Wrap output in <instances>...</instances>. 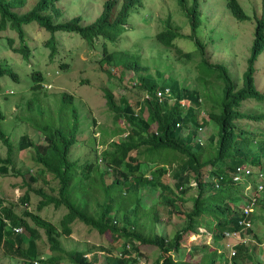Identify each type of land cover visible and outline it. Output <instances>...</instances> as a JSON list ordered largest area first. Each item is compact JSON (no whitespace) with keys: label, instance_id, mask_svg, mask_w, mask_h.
Listing matches in <instances>:
<instances>
[{"label":"trees","instance_id":"1","mask_svg":"<svg viewBox=\"0 0 264 264\" xmlns=\"http://www.w3.org/2000/svg\"><path fill=\"white\" fill-rule=\"evenodd\" d=\"M56 1L58 0H36L33 8L18 13L13 9L23 6L25 0H0V29L9 20L22 38L23 24L35 21L50 32L57 29L75 31L89 43L99 37L115 41L125 28L129 12L141 2V0H107L102 13H99L93 21L82 23V18L78 15L64 21H52L48 10H52V14L58 13V9L53 8ZM177 2L190 19L192 32L187 36L194 39L197 54L200 56L199 63L195 65L198 74L195 78L196 85L191 88L184 80L173 74L163 78L160 83L155 81L151 73L141 77L140 86L149 96L145 98L146 116L142 115V106L140 111L135 113L130 104H116L111 93L107 91L106 102L114 111V120L124 119L127 124L112 132L111 137L121 136L123 133L125 135L120 140L111 142L108 148L101 153V160L104 161L102 168L99 167L96 158L92 161L87 158L82 164L68 158L69 149L75 144L78 131L76 111L71 110L72 97L70 94L61 93L58 103L59 111L70 107L72 113L66 123H60L58 126L35 124L36 129H41L43 132L44 146L35 145L26 133H23L14 146L8 138L6 139V133L0 125V140L6 144L8 151L5 158H0V174H7L9 168H13V150L22 151L27 147H32L36 153L34 161L40 168V172L51 175L57 183L55 193H51L53 188H49L48 192L41 187L33 189L32 182H37V176L28 174L26 178L24 173L14 170L15 175L20 176L26 185L25 192L17 199L18 203L23 204V209L20 213L17 212L13 203L0 209V248L12 252L17 258L24 260V264H34L33 262L37 259L38 264H58L63 257L72 264H94L93 260L97 259L94 252L92 260L85 256L87 252H91V247L83 250H64L60 246L59 237L70 234V224L74 220L81 221L96 230L99 235L110 233L112 240L122 237L130 241L134 257L109 255L105 257L102 264H138L137 257L141 254L140 250L133 245L134 242L157 246L161 250V254L152 264H159L160 260H162L161 264H171L170 254L167 256L165 254L180 251L179 241L188 231L196 230V227L191 224L192 219L198 215H207L214 222V230H212L214 248L211 249L207 245L194 246L190 254H200L199 261L197 263L185 261L182 259L183 255H177L180 260L176 264H216L222 260L219 244H222L221 247L225 254L228 253V248L225 246L226 233L241 230L242 226L238 221L239 206L243 199L237 187L232 184L224 183L215 187L210 179L204 180L201 177V170L210 166V178L213 175H225L227 172L233 173L234 168L243 163L260 166L264 156V132L248 130L247 127L242 128L237 124V121L243 118H264L263 113H246L239 108L245 99L261 100L263 97L255 89L252 65L256 56L264 49V0H260V11L254 19L253 37L241 85L231 78L223 65L209 62L205 56V44L195 37L200 21L198 0H192V5L189 7L185 0H177ZM117 5L119 8L111 18L112 8ZM227 5L235 18L245 19L247 17L236 0H227ZM164 26L156 33L157 41L164 46L171 47L177 56L191 59L192 52H183L174 45L173 40L185 34L170 21V16L164 20ZM50 39H52L51 36L46 41L48 45ZM50 49L54 50L53 41ZM103 51L105 56L100 61L101 64L107 63L114 66L124 64L136 71L140 68V61L126 51L121 52L122 59H117V61L114 59V54L108 52L105 43ZM15 52L25 54L26 44L23 42ZM210 71L215 72L216 76L223 81L222 92L220 91L219 95L211 89L208 77ZM156 73L161 76L164 72L156 71ZM32 76L36 82L40 79L38 72L36 76L34 74ZM166 79L176 86L164 85ZM158 88L162 91L168 88L173 101L168 102L163 99L159 102L160 97L156 95ZM182 99L189 103L186 110L179 102ZM206 103H210L209 108H206ZM200 110L204 112L202 122H199ZM3 118L4 115L0 112V121ZM177 120L182 122L181 126H175ZM153 124L154 128L151 129ZM211 125L216 130L213 128L206 142L201 144L196 139L197 129ZM184 127L188 128V132L183 135L182 128ZM101 131H106V129L101 128ZM252 141L259 144L255 152L248 147ZM161 149L174 153L172 158H160L158 153ZM133 152H136L137 156H133ZM140 155L144 158L140 159L138 157ZM157 161L161 162L162 167L158 166L154 169ZM172 162L176 167L171 174L174 181L170 184L164 182L162 178L168 174V167L165 165L168 166ZM214 167H218L217 170H214ZM30 170L31 168H28L26 172ZM261 170L264 172V166ZM108 172L113 178L110 183L105 181ZM193 178L196 181L194 187L188 185L189 179ZM97 187L102 192V199L100 201L96 199V205L92 206L91 197ZM191 188H194L195 194L190 197L192 207L186 215V222L190 226L185 223L180 230L175 231L170 239L162 233L158 234L151 227L150 236L144 237L140 229V226L143 227L142 218L155 221H159V218L154 206H146L143 197L151 195L154 197L159 192L155 199L166 207L175 208V200L181 201L183 195ZM32 189L39 196L33 208L29 202V191ZM48 203H51L54 208L63 207L65 209L58 220V226L39 213L41 208ZM259 207L261 211L264 210V189ZM144 209L146 212L143 211ZM245 231L251 233L248 228ZM253 245L257 246V244ZM252 249L253 247L243 243L236 245L231 264H261V262L264 264L263 261L253 257ZM47 251L48 256L44 258V252ZM128 253L124 245L123 254ZM223 261L227 263L228 259L223 257Z\"/></svg>","mask_w":264,"mask_h":264},{"label":"rangeland","instance_id":"2","mask_svg":"<svg viewBox=\"0 0 264 264\" xmlns=\"http://www.w3.org/2000/svg\"><path fill=\"white\" fill-rule=\"evenodd\" d=\"M106 1L58 0L53 5V8L58 9V13L52 14L50 9L48 12L54 22L64 21L78 15L81 16L82 23H89L99 13H102ZM185 1L188 7L192 5V0ZM236 1L240 3L242 10L247 15L245 19H237L232 15L227 0H198L200 21L195 37L205 44V56L209 62L223 65L231 78L241 85L253 37L254 19L260 11V0ZM35 2L36 0H25L23 6L13 10L18 13L28 11L34 7ZM118 8L119 5L112 8L111 18L116 14ZM168 16H170V21L185 34V36L173 40L175 47H179L183 52H192L191 59L177 56L171 47L164 46L157 41L156 33L165 27L164 20ZM23 29L22 38L9 20L0 29V68L2 70L0 74V112L4 115L0 125L6 133V139L8 138V141L12 142L14 146L23 133H26L35 145L44 146L43 132L41 129H36L35 124L58 126L60 123H66L70 119L71 110H75L78 131L76 142L69 149V159L77 160L82 164L87 158H90L91 161L96 158L99 167L102 168L104 161L101 160V153L108 148L111 142L118 141L125 135L123 133L121 136L111 137L112 132L127 124L124 119L114 120V111L106 102L107 91L111 93L116 104H130L135 113H138L139 106H142V115L146 116V93L140 86L141 77L151 73L155 81L160 83L163 78L173 74L184 80L191 88L196 85L195 78L198 74L195 65L199 63L200 56L197 54L194 39L187 36L192 32L190 19L177 0H141L140 4L129 12L125 28L115 41L99 37L89 43L75 31L57 29L50 32L35 21L24 23ZM50 36L52 39L48 45L46 41ZM52 41L54 50L50 49ZM23 42L26 44L27 52L25 54L15 52ZM104 43L108 52L114 54L116 61L122 59L121 52L123 51L138 59L140 61L139 70L136 71L124 64L118 66L101 64L100 61L105 56ZM253 68L254 84L263 97L261 100L245 99L239 108L246 113L264 114V49L257 55L253 62ZM156 71L164 73L158 76ZM36 72L40 74L39 83H37L39 86L33 87L36 81L32 75L36 76ZM208 75L211 89L219 95L220 91L222 92L223 81L213 71H210ZM164 85L176 86L168 79L164 81ZM61 93L71 95V110L70 107H67L64 111H59L58 103ZM205 106L209 108L210 103H206ZM237 124L242 128L247 127L248 130L264 132V118H243L238 120ZM101 128L106 131H101ZM153 128L154 124L151 126V129ZM213 128L215 129L213 125L205 126L199 137L204 138L205 141ZM187 130L188 128L184 127L182 132L186 133ZM258 146L259 144L254 141L248 145L253 152L257 150ZM173 154L165 149L159 150L158 153L160 158L168 157L169 159ZM6 155H8L6 144L0 140V157L5 158ZM132 155L137 156V153L133 152ZM35 156L36 153L32 147H27L22 151L13 150V168L10 167L7 174H0V209L11 203L15 204L14 209L17 212L20 213L23 209V204L18 203L17 198L25 192L26 185L20 176L15 175L14 170L21 171L26 178H28V174L36 175L37 182H32L33 189L41 187L45 192H48L49 188H53L51 193L57 191L56 180L51 175L40 172V168L34 161ZM138 157L144 158L143 155ZM158 166L162 167L159 161L156 162L154 169ZM165 166L168 167V174H165L162 180L172 184L174 179L171 174L176 166L173 162ZM263 166L264 156L261 159L260 168L263 169ZM28 168L31 170L26 172ZM210 169V166L202 169L201 177L205 180L210 179L208 175ZM92 175L95 176L93 173ZM112 179V174L108 172L105 176L106 183H110ZM252 186L255 187V184H251L247 188ZM237 187L238 193L243 196L247 188ZM33 189L29 191L31 208L39 199ZM158 193L154 197L152 195L143 197L146 206H154L159 221L142 218L141 233L146 237L150 235L151 227H153L158 234L162 233L167 239H170L175 231L180 230L185 223L190 226L186 222V215L191 211L192 200L190 197L195 194V190L191 188L183 195L181 201L175 200V208L159 203V200L155 199ZM96 199L97 201L102 199V192L98 187L91 197L92 206L96 205ZM231 205L233 204L231 203ZM259 208H252L247 213V217L252 223L253 238L245 234L243 239L246 245L253 247V257L264 263V210L261 211ZM143 211L146 212L145 209ZM64 212L63 207L54 208L51 203L44 205L39 211L44 218L56 226ZM213 223V220H210L207 215H198L192 219L191 226L196 227V234H200L202 228L212 231ZM70 228L68 236L59 237L60 246L64 250H83L91 247V252H87L86 257L92 260L93 254L91 255V253L95 252L97 259L93 260L94 264L104 263L107 251L116 254L121 251L124 245H131L130 241L122 237L112 240L110 233L98 235L96 230L78 220L71 222ZM189 233L190 235L186 236L185 233L180 239V251L170 254L171 264H176L180 260L177 255H183L182 259L185 261L197 263L200 254H190L192 247H200L202 244L211 245L210 241L212 240L207 233L197 237V240L189 239L192 237L191 235L195 234L193 231H189ZM42 240H44L43 236ZM228 242L231 244L236 240L229 239L225 246ZM254 243H258V245H253ZM133 245L140 250L139 259L145 261L146 264H152L161 254V250L157 246L137 242H134ZM221 245L219 244V248H222ZM221 254L223 260L225 252L221 251ZM167 255L169 253L165 254V256ZM47 256L48 251L44 252V258ZM222 260L216 264H223ZM0 264H24V260L17 258L12 252L0 248ZM58 264L72 263L63 257Z\"/></svg>","mask_w":264,"mask_h":264},{"label":"clouds","instance_id":"3","mask_svg":"<svg viewBox=\"0 0 264 264\" xmlns=\"http://www.w3.org/2000/svg\"><path fill=\"white\" fill-rule=\"evenodd\" d=\"M257 57V56H256ZM247 59V58H246ZM256 59V58H255ZM255 61V60H254ZM253 61V62H254ZM252 67H253V65H252ZM34 81H36L35 79H34ZM38 81H39V79H38ZM36 82V83H34L33 84V86L35 85V84H37V83H39V82ZM253 81H254V79H253ZM255 85V84H254ZM38 86H39V84H38ZM159 89V88H158ZM255 89L258 91V89L256 88V86H255ZM259 92V91H258ZM260 93V92H259ZM261 94V93H260ZM147 97H149L148 95H147V93H146V97L145 98H147ZM163 99H166L168 102H171V101H173V98L170 96V93H169V96H164L163 98H160V99H158V101L159 102H161ZM180 102V104L183 106V108L186 110L188 107H189V103H188V101L187 100H185V99H182V100H180L179 101ZM139 109H140V106H139ZM202 115H204V112L203 111H201L200 110V116H199V122H202ZM182 125V122L180 121V120H177V122H175V126L177 127V126H181ZM183 129V128H182ZM204 129H205V127H200V128H198L197 129V137H196V139H197V141L198 142H200L201 144H203V143H205L206 142V140H207V138L208 137H206V139H205V141H204V138H200L199 137V135H200V133H203V131H204ZM187 132H188V130H187ZM186 132V133H187ZM183 133V132H182ZM183 135H184V133H183ZM73 146V145H72ZM71 148V147H70ZM1 158V157H0ZM68 158H69V153H68ZM247 164H249V163H243V164H241L240 166H238V167H235L234 168V170H233V173H226L225 175H219V176H213V177H211L210 178V181H212V183L215 185V187H219L220 185H222V184H224V183H229V184H232L233 186H235V187H237V186H240L241 188L242 187H245V188H247L249 185H251V184H255V187L254 186H252V187H250V188H247L246 189V193H244L243 194V196H242V199H243V201H242V203H241V205L239 206V221H238V223L239 224H241V226H242V228H241V230H236L235 231V233H238L239 234V238H237V239H230V238H227V240H226V242L230 239V240H236V242L235 243H231V244H235L234 245V250H235V246L236 245H238V244H245V240L243 239V236H245V234H247V236H249L250 238H253V237H251V233H246V231H245V229L246 228H248V229H250L251 230V228H252V223H251V221L248 219V217H247V213L252 209V208H255V207H259V202H260V198H262V192H263V189H264V172H262V170H261V168H260V166L258 165V166H253V165H251V164H249V165H251V166H249V165H247ZM217 168L218 167H214V170H217ZM211 170V169H210ZM210 170H209V172H210ZM244 170H248L249 171V174L248 175H244ZM201 172H202V170H201ZM208 175H209V173H208ZM236 175H240V176H242V179L241 180H238V181H234L233 180V177H235ZM258 175H260V177L258 176ZM206 178H208V177H206ZM205 180V179H204ZM259 184H261V189H259V190H257V186L259 185ZM188 185L189 186H192V187H194L195 185H196V181H195V179L193 178V179H189V182H188ZM238 188V187H237ZM257 190V194H256V200H255V203H254V205H250L249 204V202H250V198H249V196H250V194L251 193H253V192H255ZM18 199V198H17ZM29 202H30V200H29ZM244 208H249L250 210L247 212V213H244V211H243V209ZM263 211V210H262ZM245 223H247L248 225L246 226L245 225ZM214 230V229H213ZM193 233H195V231H193ZM203 233H207L211 238H210V240H212V241H210V247H212L213 246V239H212V231L211 230H207V229H205V228H202L201 229V233L200 234H193V235H191L192 237H189V239H193V240H197L198 238L197 237H199V236H201V235H203ZM232 233H234V231H232ZM98 234V233H97ZM99 235V234H98ZM186 236L187 235H190V233H189V231H188V233H186L185 234ZM148 236H150V235H148ZM148 236H146V237H148ZM228 244H230L229 242H228ZM254 244H257L258 245V243H254ZM202 245H205V244H202ZM208 246V245H207ZM227 248V247H226ZM126 249L129 251V253L128 254H123V247L121 248V251H119V252H117L116 254H113V253H111V252H109V251H107V256H109V255H113V256H117V257H128V256H133V250H132V248L130 247V245H127L126 244ZM219 251L221 252V251H223L222 250V248H219ZM95 253V252H94ZM169 254H171V253H173L172 251L171 252H168ZM93 254V252L91 253V255ZM87 255V254H86ZM85 255V256H86ZM226 255V254H225ZM225 255H224V257H225ZM134 257V256H133ZM138 258V264H146L145 263V261H142L141 259H139L140 257H137ZM40 259H42V257L40 258ZM37 261H38V259H37ZM223 261V260H222ZM161 262H162V260H160L159 261V264H161ZM34 263V262H33ZM223 264H227L225 261H223Z\"/></svg>","mask_w":264,"mask_h":264},{"label":"built area","instance_id":"4","mask_svg":"<svg viewBox=\"0 0 264 264\" xmlns=\"http://www.w3.org/2000/svg\"><path fill=\"white\" fill-rule=\"evenodd\" d=\"M169 89L168 88H165L164 91H162L161 89H157V92H156V95L160 98H163L164 96H169ZM249 174V171L248 170H244V175H248ZM260 177V175H258ZM242 179V176L240 175H236L235 177H233V180L234 181H238V180H241ZM261 189V184H259L257 186V190ZM257 190L253 193L250 194L249 198H250V202L249 204L250 205H254L255 203V200H256V194H257ZM250 209L249 208H244L243 211L244 213H247ZM245 225L247 226L248 224L245 223ZM226 237L227 238H230V239H237L239 238V234L238 233H226ZM234 245L235 244H227V248H228V253L225 255V257L228 259V262L227 264H231V259L232 257L234 256L235 254V250H234ZM34 264H38V261H34Z\"/></svg>","mask_w":264,"mask_h":264}]
</instances>
